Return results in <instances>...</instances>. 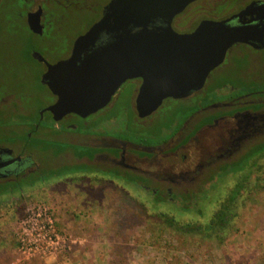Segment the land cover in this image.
<instances>
[{"label": "flooded vegetation", "instance_id": "obj_1", "mask_svg": "<svg viewBox=\"0 0 264 264\" xmlns=\"http://www.w3.org/2000/svg\"><path fill=\"white\" fill-rule=\"evenodd\" d=\"M116 1L0 0V202L93 194L104 200L111 197L105 185H121L126 193L118 194L128 201L143 198L151 207H175L199 218L201 210L194 209L202 194L223 180L242 186L250 179L264 193V0H192L172 18L138 20L152 28L169 21L176 34L203 23L252 29L246 42L230 45L200 87L163 99L149 114L137 111L139 77L125 80L84 116L49 110L60 100L50 86L56 77L50 68L72 59L80 66L113 41L102 31L78 45ZM69 27L74 33L64 36ZM12 51L22 61L10 60ZM29 63L41 87L32 94L17 84L19 68L29 74ZM125 85L131 86L127 126L119 134L99 132L115 123L105 110ZM232 168L235 175L217 179Z\"/></svg>", "mask_w": 264, "mask_h": 264}, {"label": "rangeland", "instance_id": "obj_2", "mask_svg": "<svg viewBox=\"0 0 264 264\" xmlns=\"http://www.w3.org/2000/svg\"><path fill=\"white\" fill-rule=\"evenodd\" d=\"M76 22L79 24L80 21ZM70 27L63 29L64 36L74 33H70ZM8 57L14 61L22 58L13 51L9 52ZM31 67L29 63V74L25 66L17 69L21 82L17 83L18 86L30 94L41 89L37 81L34 82L36 79ZM130 90L131 86L128 85L119 89L105 110L106 116L113 115L115 123L104 129L100 127L99 132L106 129L108 134H119L127 126L125 119L129 111ZM44 100L47 97L34 102V105L39 106ZM235 171L236 168H232L217 173V179L235 175ZM248 183L238 186L233 181L223 180L213 186L210 193L202 194L198 208L194 209L201 210L203 216L199 218L184 214L175 207H151L143 198L138 203L128 201L118 194L126 193L121 185L113 188L105 185L111 197L104 200L99 196L96 199L93 194L88 198L77 196L48 200L42 195L0 202V259H7L15 248L16 226L25 207L31 203L47 202L53 209L58 230L80 243L73 249H87L83 264H264V193L257 190L250 179ZM94 189L96 193L100 191L97 186ZM71 192L78 194L74 188H71ZM138 204L144 205L150 216L165 213L181 222L191 223L193 227L204 223L223 206L231 205L232 214L223 230L218 231L217 239H212L196 233L161 229L157 221H149L151 219L146 216L147 212Z\"/></svg>", "mask_w": 264, "mask_h": 264}, {"label": "water", "instance_id": "obj_3", "mask_svg": "<svg viewBox=\"0 0 264 264\" xmlns=\"http://www.w3.org/2000/svg\"><path fill=\"white\" fill-rule=\"evenodd\" d=\"M190 1L117 0L78 45L102 31L113 34V41L80 66L72 59L64 66L50 68L56 76L50 86L57 88L60 100L49 110L84 116L101 108L125 80L139 77L143 83L136 107L144 116L163 99L179 98L200 87L230 45L246 42L252 29L203 23L190 34H176L169 21L161 28L137 23L153 14L172 18Z\"/></svg>", "mask_w": 264, "mask_h": 264}, {"label": "built area", "instance_id": "obj_4", "mask_svg": "<svg viewBox=\"0 0 264 264\" xmlns=\"http://www.w3.org/2000/svg\"><path fill=\"white\" fill-rule=\"evenodd\" d=\"M16 242L21 261L65 256L80 244L58 230L52 207L43 202L25 207L16 226Z\"/></svg>", "mask_w": 264, "mask_h": 264}, {"label": "trees", "instance_id": "obj_5", "mask_svg": "<svg viewBox=\"0 0 264 264\" xmlns=\"http://www.w3.org/2000/svg\"><path fill=\"white\" fill-rule=\"evenodd\" d=\"M233 200V197L231 198ZM45 203V202H43ZM138 203V202H136ZM47 204V202H46ZM140 207L144 208L147 212V217L152 221H157V225L161 229H169L172 231H181V233H196L199 236L204 238H212L217 239L218 231H222L224 225L228 218L231 216L232 212L230 210V206H223L222 208L218 209L211 217L205 219V222L200 224L199 226L193 227L191 223L181 222L177 218L170 216L165 213H158L153 215H148L147 209L144 205L138 204ZM199 216H203L202 212H199ZM17 244V242H16Z\"/></svg>", "mask_w": 264, "mask_h": 264}, {"label": "crops", "instance_id": "obj_6", "mask_svg": "<svg viewBox=\"0 0 264 264\" xmlns=\"http://www.w3.org/2000/svg\"><path fill=\"white\" fill-rule=\"evenodd\" d=\"M84 248L85 247L75 248L63 257L44 259L33 258L29 261H21L19 260V255L17 253L15 239V248L11 251L10 256L7 259L5 257L0 259V264H83L88 253L87 249L85 250Z\"/></svg>", "mask_w": 264, "mask_h": 264}]
</instances>
